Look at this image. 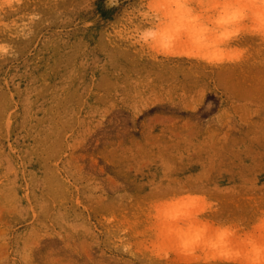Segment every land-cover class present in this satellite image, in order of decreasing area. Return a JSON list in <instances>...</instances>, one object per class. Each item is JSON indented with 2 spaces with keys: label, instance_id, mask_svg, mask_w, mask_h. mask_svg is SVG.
<instances>
[{
  "label": "rangeland",
  "instance_id": "rangeland-1",
  "mask_svg": "<svg viewBox=\"0 0 264 264\" xmlns=\"http://www.w3.org/2000/svg\"><path fill=\"white\" fill-rule=\"evenodd\" d=\"M261 248L264 0H0V264Z\"/></svg>",
  "mask_w": 264,
  "mask_h": 264
},
{
  "label": "snow or ice",
  "instance_id": "snow-or-ice-1",
  "mask_svg": "<svg viewBox=\"0 0 264 264\" xmlns=\"http://www.w3.org/2000/svg\"><path fill=\"white\" fill-rule=\"evenodd\" d=\"M113 119H120V116L118 113L113 114ZM46 264H60L59 258L56 253L50 254L48 260L46 261Z\"/></svg>",
  "mask_w": 264,
  "mask_h": 264
},
{
  "label": "bare ground",
  "instance_id": "bare-ground-1",
  "mask_svg": "<svg viewBox=\"0 0 264 264\" xmlns=\"http://www.w3.org/2000/svg\"><path fill=\"white\" fill-rule=\"evenodd\" d=\"M184 11H182V13H183ZM263 250V248H261V249H257L256 250V254H257V256L255 257V259H254V262L256 263V264H259V261L261 260V259H264V251H262ZM261 254H263V255H261Z\"/></svg>",
  "mask_w": 264,
  "mask_h": 264
},
{
  "label": "clouds",
  "instance_id": "clouds-1",
  "mask_svg": "<svg viewBox=\"0 0 264 264\" xmlns=\"http://www.w3.org/2000/svg\"><path fill=\"white\" fill-rule=\"evenodd\" d=\"M259 264H264V259H261V260L259 261Z\"/></svg>",
  "mask_w": 264,
  "mask_h": 264
}]
</instances>
